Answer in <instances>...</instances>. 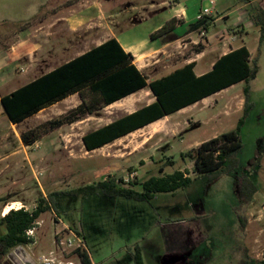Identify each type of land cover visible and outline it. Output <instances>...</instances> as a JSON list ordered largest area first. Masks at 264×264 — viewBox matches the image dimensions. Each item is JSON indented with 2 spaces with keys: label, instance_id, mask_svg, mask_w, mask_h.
<instances>
[{
  "label": "rangeland",
  "instance_id": "rangeland-1",
  "mask_svg": "<svg viewBox=\"0 0 264 264\" xmlns=\"http://www.w3.org/2000/svg\"><path fill=\"white\" fill-rule=\"evenodd\" d=\"M178 1L188 10L187 25L157 44L152 35H146L134 60L146 77H160L180 66L183 57L197 60L198 69H203L229 49L241 45L249 49L258 73L250 82L253 110L240 135L239 168L210 182L207 175L198 177L194 163L202 143L236 129L243 115L244 83L95 152L86 150L82 138L104 121L83 123L85 115L56 129L47 126L79 106L69 109L62 104L38 119L12 125L0 104V237L6 233L1 219L8 206L31 212L41 197L56 193L55 210L40 217L31 235L34 242L24 248L32 264H82L73 233L83 240L82 249L95 264H135L136 246L145 264H238L245 253L247 258L264 260V232L263 242L257 240L258 232L264 230V156L260 166L252 168L264 142V32L253 18L264 17V0H212V16L199 20L207 21L208 29L194 27L202 8L210 6L201 0H0V52L33 33L40 34L39 28L46 23L50 24L46 35L52 34L36 53L0 70V98L71 60L74 52L92 47V38L101 30L109 36L113 32L143 36L149 32L147 19L156 8L164 2L173 8ZM99 4L105 17H99V7L94 11ZM211 18L221 20L215 23ZM79 20L87 23L72 33ZM168 43L173 44L155 52ZM145 93L153 99L149 89ZM24 133L33 134L37 141L26 145ZM176 171L192 178L191 185L157 194L150 203L111 198L102 192L85 198L63 194L109 176L127 184L140 182L135 189L142 191L150 178ZM245 175L259 186L246 212L247 221L256 219L250 211H263L261 223H252L248 232L241 231L238 219L240 212L246 215L238 187ZM69 239L72 246L58 245ZM0 264L14 263L6 257Z\"/></svg>",
  "mask_w": 264,
  "mask_h": 264
},
{
  "label": "trees",
  "instance_id": "trees-1",
  "mask_svg": "<svg viewBox=\"0 0 264 264\" xmlns=\"http://www.w3.org/2000/svg\"><path fill=\"white\" fill-rule=\"evenodd\" d=\"M253 18L256 26H263L264 32L263 15L259 14ZM210 20L215 21L214 18ZM207 23V21H199L194 27L204 26L208 29ZM177 27L178 20L173 19L152 34L151 39L155 41L172 35ZM263 39L262 34L261 42ZM133 61L132 54L126 53L120 43L112 38L13 93L3 96L1 104L10 122L18 125L42 110L78 93L82 104L75 111L61 120L47 123L48 127L56 129L77 122L85 115L95 114L131 94L148 88L155 97L154 103L141 107L133 114L124 116L83 137L86 149L91 152L233 85L244 83L246 86L243 91V115L236 129L202 143L196 150L194 163V171L199 175L198 177L207 175L210 182L238 169L240 164L238 155L243 149L240 135L253 110V104L250 102V82L258 73L257 62L252 61L249 49L242 46L223 55L209 72L201 76L195 74L196 63L192 62L151 82ZM22 141L30 145L37 141V137L24 133ZM186 156L182 155V158ZM263 156L264 142L254 160V170L260 166ZM170 165H173V162ZM192 180L185 177L183 172L176 171L165 177L150 178L142 184V191H137L135 187L140 185V182L127 184L121 178L109 176L96 184L65 191L63 194L85 198L102 192L111 198L122 197L150 203L157 194L175 193L189 187ZM238 187L243 203L241 209L246 210L259 192V186L245 175L238 180ZM55 195L56 193H51L41 197L36 208L31 212L23 208L12 210L1 219L5 223L6 233L0 237V258H6L14 249L20 246L27 247L34 242L27 232L36 227L42 215L55 210ZM238 219L240 229L244 231L248 223L247 218L240 212ZM77 253L82 264H92L85 250L78 249ZM133 260L135 264H145L139 246L134 248ZM239 264H264V260L246 257Z\"/></svg>",
  "mask_w": 264,
  "mask_h": 264
},
{
  "label": "crops",
  "instance_id": "crops-1",
  "mask_svg": "<svg viewBox=\"0 0 264 264\" xmlns=\"http://www.w3.org/2000/svg\"><path fill=\"white\" fill-rule=\"evenodd\" d=\"M165 4H167V2H164L163 4H161V6L159 5L160 8H156L154 13L147 19V22L149 21V23H151V24H150V28L148 30L149 32L144 34L143 36L139 35L137 37L136 35H126L124 33H114V32L112 33V35L109 36V34L106 33V30H101V32H99L97 34V36H94L92 38L93 39V43H92L93 46L92 47H88L87 50H83V51L81 50V52L80 51L79 52H77V51L74 52L73 53L74 57L71 60H73V59L85 54L86 52L90 51L94 47L101 46L102 44H104L105 42H107L108 40H110L112 38H115L120 43V45L126 51V53L132 54V56L135 58L136 57V54H135L136 52L135 51H137V49L139 47V42H142V41L146 40V38H145L146 35L151 36L152 34L158 32L163 26H165L168 22H170L173 19L178 20V27H177V29L175 31H178V29H180V27H182L184 25H187V15H188L187 13H188V10L185 7H183L179 3V1H178V4L176 6H174L173 8H171L169 6L166 7ZM90 7H92V6H90ZM93 7L95 8L94 11L96 13L98 12L97 11V9H98L97 7H99L98 15H99L100 18L105 17L104 11L102 10V5L100 6V4H99V6H93ZM153 7H156V6L153 4ZM69 20L70 19L68 18V21ZM220 20H221V18H215V23H219ZM88 21H92V19L90 18ZM73 22L76 23L77 21L74 20ZM79 23L80 24L77 26V28L70 29V31L72 33H75L77 31V29L79 27H81L82 25H86L87 22L82 23L79 20ZM142 23H143L142 21L138 22V24H142ZM49 26H50V24L46 23L43 26V28H39V30H41L40 34L39 33H37V34L33 33L28 38L21 39L19 41V43H15V44L10 45V47L8 49L1 50L0 57H3V58H0V59H2L1 60L2 62L0 63V70H4L7 67H10L11 64H13L15 61L17 62V60H24L26 57L30 56L31 54L36 53L38 49H41L42 47L47 45L50 42L51 37H52V34H50L51 36H47L46 35L47 34V30L50 28ZM159 40H161V39L153 41L154 44H157ZM176 42L177 41H175L174 43H176ZM171 44H173V43H168V44H166L164 47H162L160 49L156 48L155 52H159L161 50L163 51L164 49H166ZM242 46H245V45H241V46H238L236 48L229 49L227 52H224L221 56H219V58L222 57L223 55H226V54L230 53L232 50H236V49H238V48H240ZM179 54L182 55L181 52ZM7 58L9 59L8 62H7ZM71 60H69V61H71ZM217 60H215L210 66H205L203 69H198L199 68V62H197V60H195V63H196V66H195V69H194L195 74L197 76H201V75L209 72L213 68L214 63ZM69 61H67V62H69ZM67 62H64V63H67ZM133 62L137 66L135 60ZM193 62H194V60H193ZM190 63H192V61H188L187 59H185V57H183L182 59H180V63H179L180 66L175 67V69H173L172 71L168 72L165 75H162L160 77H154L153 75L148 74L147 75L148 81L151 82V81H153L155 79H159V78H161L163 76L169 75L170 73L174 72L175 70H177L179 68H182L183 66L188 65ZM63 64H61V65H63ZM61 65H59V66H61ZM59 66H57V67H59ZM57 67L45 72L42 75H45V74H48V73L52 72ZM137 68L141 71V68L139 66H137ZM198 70H200V71H198ZM37 78H35V79H37ZM21 79H22V76H21ZM34 80H32V81H34ZM32 81H30V82H32ZM30 82L24 83L19 88L29 84ZM239 84H241V83L233 85V86H231V87H229V88H227V89H225V90H223V91H221L219 93H223V92H225V91H227L229 89L235 88ZM19 88L13 89L11 92H9L6 95H9V94L13 93L14 91H16ZM147 89L148 88L143 89V90H141V91H139L137 93L131 94V95L121 99L120 101H117L116 103L101 109L99 112H97L95 114L87 115L84 119L81 120V122L85 123L87 121L88 122H92V121L100 120V121H104V123L102 125L97 126L96 128H92V129L86 131L84 133L83 137L85 135L89 134V133H92L94 131H97V130L105 127V126H108V125L112 124L113 122L123 118L124 116L133 114L134 112L139 110L141 107L149 106L152 103H154L155 102V97L153 96V99H152L150 96H148V94L145 93V90H147ZM219 93H217L215 95H212V96H210L208 98H205L202 101H200V102H198V103H196V104H194L192 106L186 107V108H184V109H182V110H180V111H178V112H176V113H174L172 115H169V116H167V117H165V118H163L161 120H158V121H156L154 123H151V124L147 125L145 128L150 127V126H152V125H154L156 123H160L161 121H164V120H166L168 118L174 117L175 115H178V114H180V113H182L184 111H188V110L194 108L195 106L200 105L201 103H204V102L209 101L210 99L216 97V95H218ZM1 98H0V104H1ZM144 103H146V104L144 105ZM62 104L68 105V108L70 107L69 109H76L78 106H80L82 104V101H81L80 95L78 93L74 94V95H71L68 98L64 99L63 101H61V102H59L57 104H54V105L42 110L37 115L25 120L22 123L28 122V121H30L33 118L34 119H38L40 116L42 117L45 113L50 112L52 109H54L55 107H57L59 105H62ZM140 105H143V106H140ZM243 106H244V104H243ZM243 106H242V109H241L242 113H243ZM1 108L3 109L2 104H1ZM3 111H4V109H3ZM143 129H139V130H137L135 132L141 131ZM135 132H133V133H135ZM133 133H130L127 136L115 139L111 143H108V144L104 145L103 147H101L99 149H96V150H93L91 152L102 150V149H104V148H106V147H108L110 145H113L114 143H116V142H118L120 140H123L124 138L132 135ZM82 141H83V138H82ZM9 207L11 208L13 206H8L7 208H9ZM263 207H264V205H263ZM7 208H6V210H7ZM249 208L250 207H247V209L245 211V214H246L245 216L246 217H247V213L246 212H247V210H249ZM6 210H5V212H6ZM251 212L252 211H250V215H251L250 217L256 218V219L248 220V223H247V226H246V229L244 230V232H248V230L250 229V225L252 223H261V221H262L261 220L262 217H263V215H262L263 211L262 210L259 211L260 213H257V214H255L254 212H252V213ZM5 215L6 214H4V216ZM253 215H254V217H253ZM263 232H264V230H262V229L258 232L257 240L260 243L263 242L262 238H261V236L263 235ZM258 241H256V243ZM89 256H90L91 263L95 264L92 256L90 254H89ZM246 257H247V254L245 253V258ZM187 262H189V261H187ZM239 262H238V264H239Z\"/></svg>",
  "mask_w": 264,
  "mask_h": 264
},
{
  "label": "built area",
  "instance_id": "built-area-1",
  "mask_svg": "<svg viewBox=\"0 0 264 264\" xmlns=\"http://www.w3.org/2000/svg\"><path fill=\"white\" fill-rule=\"evenodd\" d=\"M202 1V3H203V5L205 4V3H207V4H209L210 6L208 7V6H205V7H203L202 8V10L199 12V14H198V17H197V20L199 21V20H202L203 18H205V17H209V16H212V14H213V10L215 9V4H214V1H212V0H201ZM35 229V228H34ZM34 229H32V230H30V231H28L27 232V234H28V236H30L31 237V235H32V233H33V230ZM65 231H68L69 232V230H65ZM73 236H74V238L78 241V243H79V245L77 246V249H81L82 250V248L83 247H85V243L83 242V240H81L78 236V234H72ZM58 245H60V246H65V245H68V246H72L73 245V241L71 240V239H69L67 242H65V241H59L58 242ZM84 250V249H83Z\"/></svg>",
  "mask_w": 264,
  "mask_h": 264
},
{
  "label": "water",
  "instance_id": "water-1",
  "mask_svg": "<svg viewBox=\"0 0 264 264\" xmlns=\"http://www.w3.org/2000/svg\"><path fill=\"white\" fill-rule=\"evenodd\" d=\"M9 258L14 264H21L23 261L27 264H32L30 256L22 246L16 248L15 251L9 255Z\"/></svg>",
  "mask_w": 264,
  "mask_h": 264
},
{
  "label": "bare ground",
  "instance_id": "bare-ground-1",
  "mask_svg": "<svg viewBox=\"0 0 264 264\" xmlns=\"http://www.w3.org/2000/svg\"><path fill=\"white\" fill-rule=\"evenodd\" d=\"M12 210H14V208H12V207H11V208H10V207H9V208H7V210H6L5 214H6V215H8V214H9V212H10V211H12ZM6 215H5V216H6Z\"/></svg>",
  "mask_w": 264,
  "mask_h": 264
},
{
  "label": "flooded vegetation",
  "instance_id": "flooded-vegetation-1",
  "mask_svg": "<svg viewBox=\"0 0 264 264\" xmlns=\"http://www.w3.org/2000/svg\"><path fill=\"white\" fill-rule=\"evenodd\" d=\"M25 248V247H24ZM15 251V249L13 250V251H11L9 254H8V256L7 257H9V255L12 253V252H14ZM0 260H1V258H0Z\"/></svg>",
  "mask_w": 264,
  "mask_h": 264
}]
</instances>
